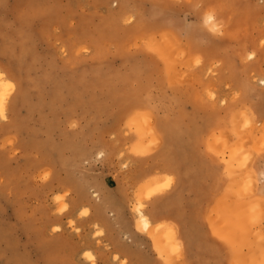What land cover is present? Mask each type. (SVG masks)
Instances as JSON below:
<instances>
[{"label": "rangeland", "instance_id": "obj_1", "mask_svg": "<svg viewBox=\"0 0 264 264\" xmlns=\"http://www.w3.org/2000/svg\"><path fill=\"white\" fill-rule=\"evenodd\" d=\"M0 71V264H264V0H0Z\"/></svg>", "mask_w": 264, "mask_h": 264}, {"label": "bare ground", "instance_id": "obj_2", "mask_svg": "<svg viewBox=\"0 0 264 264\" xmlns=\"http://www.w3.org/2000/svg\"><path fill=\"white\" fill-rule=\"evenodd\" d=\"M251 57V56H250ZM12 88H9V85L7 83V79H6V76L5 74L0 71V117L1 118H5V115H6V111H7V108H6V102L8 100V97H9V94L8 92H11ZM154 178L153 176H140L139 179H141L140 181L142 182H146L147 180H150ZM145 181H144V180ZM140 182V183H141ZM142 182V183H143ZM151 182V181H150ZM158 187V186H157ZM157 187H155V190L157 189ZM91 190V189H90ZM160 190V189H159ZM93 193V192H92ZM92 195V194H91ZM97 194L94 193L93 197H96ZM153 207L150 208V212L147 213V211L145 212L143 209L142 206H136V207H133L132 210H131V214L132 216L134 217V224L139 227H143L144 229L148 228L149 227V224L150 222L152 221L153 218H157V215L159 214L158 211L159 209L157 208V205L153 204L152 205ZM119 214V212H118ZM118 214L116 216H118ZM161 215V214H160ZM119 217V216H118ZM108 219V218H107ZM121 219V218H120ZM51 247V244L50 246ZM54 248V247H53ZM49 248H47L48 250ZM52 249V248H51ZM55 249V248H54ZM50 250V249H49ZM56 250L57 248L55 249V253H56ZM53 252V249L51 251L50 254H52ZM53 252V253H54ZM123 252V250H122ZM125 252H127L125 250ZM49 253V252H48ZM124 253V252H123ZM80 254L83 256L86 254V250H82L80 251ZM84 258V257H83Z\"/></svg>", "mask_w": 264, "mask_h": 264}]
</instances>
